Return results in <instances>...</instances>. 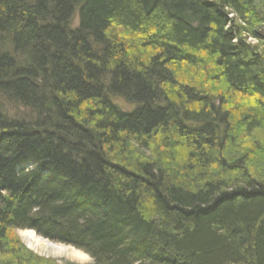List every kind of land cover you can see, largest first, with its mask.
I'll return each mask as SVG.
<instances>
[{
  "label": "trees",
  "instance_id": "1",
  "mask_svg": "<svg viewBox=\"0 0 264 264\" xmlns=\"http://www.w3.org/2000/svg\"><path fill=\"white\" fill-rule=\"evenodd\" d=\"M263 27L264 0H0V264H52L27 229L94 264H264Z\"/></svg>",
  "mask_w": 264,
  "mask_h": 264
},
{
  "label": "rangeland",
  "instance_id": "2",
  "mask_svg": "<svg viewBox=\"0 0 264 264\" xmlns=\"http://www.w3.org/2000/svg\"><path fill=\"white\" fill-rule=\"evenodd\" d=\"M77 20L78 19L76 17L75 20H73V25H77L78 23ZM260 31H264V27L261 28ZM5 40H3V42ZM249 41L253 44L258 42L253 38H249ZM5 105L10 113L14 112L15 106L13 104H9L5 101ZM126 107L129 108V106ZM28 231H33L36 234V236L41 239V241L39 243H35L31 241L26 236ZM16 235L17 237H19V239L25 245V247L29 249L34 255H37L38 258L49 260L52 262V264H94L93 259L85 252L70 245H65L62 243H57L45 239L39 236L34 230H30V229L18 230ZM47 241L55 244L56 247L55 248L47 247L46 246ZM79 252L81 253V255L78 254ZM38 264H48V263L41 260V262H39Z\"/></svg>",
  "mask_w": 264,
  "mask_h": 264
},
{
  "label": "bare ground",
  "instance_id": "3",
  "mask_svg": "<svg viewBox=\"0 0 264 264\" xmlns=\"http://www.w3.org/2000/svg\"><path fill=\"white\" fill-rule=\"evenodd\" d=\"M30 164L33 165L32 162H31V163L28 162L27 165H26V167H28V168H29V167L32 168ZM26 236H27L31 241H33V242H35V243H39V242L41 241V239H40L39 237H37L36 234H35L33 231H28L27 234H26ZM46 243H47V244H46L47 247H53V248L56 247L55 244H53V243H51V242H49V241H47ZM78 254L81 255L80 252H79Z\"/></svg>",
  "mask_w": 264,
  "mask_h": 264
},
{
  "label": "water",
  "instance_id": "4",
  "mask_svg": "<svg viewBox=\"0 0 264 264\" xmlns=\"http://www.w3.org/2000/svg\"><path fill=\"white\" fill-rule=\"evenodd\" d=\"M259 34L264 37V31H260Z\"/></svg>",
  "mask_w": 264,
  "mask_h": 264
}]
</instances>
